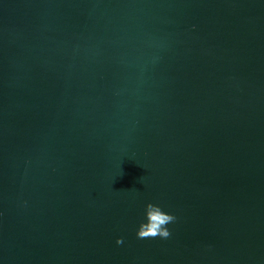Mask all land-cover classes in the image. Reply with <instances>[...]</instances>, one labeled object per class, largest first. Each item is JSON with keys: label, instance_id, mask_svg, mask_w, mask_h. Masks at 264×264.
Instances as JSON below:
<instances>
[{"label": "water", "instance_id": "water-1", "mask_svg": "<svg viewBox=\"0 0 264 264\" xmlns=\"http://www.w3.org/2000/svg\"><path fill=\"white\" fill-rule=\"evenodd\" d=\"M0 264H264V0H0Z\"/></svg>", "mask_w": 264, "mask_h": 264}, {"label": "clouds", "instance_id": "clouds-1", "mask_svg": "<svg viewBox=\"0 0 264 264\" xmlns=\"http://www.w3.org/2000/svg\"><path fill=\"white\" fill-rule=\"evenodd\" d=\"M175 217L170 215V214H165V215H154L153 216V223L151 224L150 228H149V232L152 231V229L156 228V224L155 221L157 220H163V221H170V220H174ZM156 233H153V235H155ZM158 234L160 237L164 238V237H168L169 236V231L167 229H159L158 230ZM141 235L140 233H138V236Z\"/></svg>", "mask_w": 264, "mask_h": 264}]
</instances>
